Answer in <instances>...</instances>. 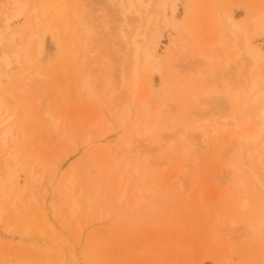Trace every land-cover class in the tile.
<instances>
[{
    "label": "rangeland",
    "instance_id": "obj_1",
    "mask_svg": "<svg viewBox=\"0 0 264 264\" xmlns=\"http://www.w3.org/2000/svg\"><path fill=\"white\" fill-rule=\"evenodd\" d=\"M12 1L0 0L4 37L15 31L20 41L30 31L45 33L42 50L33 40L30 58H19L10 47L8 60H2L1 50L11 44L3 40L0 45V99L15 113L17 126L16 141L4 147L0 139V173L4 157L16 153L20 184L31 170L45 189L39 188L41 211L0 200V264H57L59 257L65 264H264V183L254 176L253 169L263 173L257 158L242 156L246 146L242 153L235 142L225 144L226 135L213 136L208 148L200 149L199 142L204 132L231 122L233 111L239 118L247 113L241 103L233 107L227 93L246 86L251 61H236L229 48V67L223 61L210 66L203 56L211 54L213 38L229 34L217 19L219 12L248 25L256 11L264 10V0H181L177 30L162 24L160 15L161 60L151 73L143 70L132 99L120 18L111 0H23L25 9L17 15ZM253 43L264 50L263 36ZM90 49L93 57L86 52ZM220 52L224 55L223 47ZM210 85L221 93L205 95ZM183 126L191 128L187 139L200 151L193 161L183 154L192 148L179 139ZM125 152L140 159H132L139 161V174L123 175L120 185ZM70 174L75 184L66 182ZM67 185L76 187L82 207L72 222ZM17 208L21 211L14 213ZM43 212L50 224L43 222ZM44 223L65 242L54 245L55 235Z\"/></svg>",
    "mask_w": 264,
    "mask_h": 264
},
{
    "label": "bare ground",
    "instance_id": "obj_2",
    "mask_svg": "<svg viewBox=\"0 0 264 264\" xmlns=\"http://www.w3.org/2000/svg\"><path fill=\"white\" fill-rule=\"evenodd\" d=\"M111 1H112V4L116 7V11L118 12V15L120 18V25L117 26L118 27L117 29H118L119 36L122 38V44L125 47V50L127 51L126 55L128 57L129 62L127 61L126 64L128 63L129 66L126 65V67H128L129 70L126 69V72L128 71L127 74L128 73L130 74V76L128 75V79L130 77L131 79H129L130 80L129 82L132 83L131 87H129V89L127 90V93L129 94V96H131L130 99H132V97H135L137 95L139 89L141 88L140 79L142 78L141 73L144 72L143 70H146L147 72L151 73L152 71H154L158 68L157 64L161 60V56L158 53V47L160 46V43H161L162 38L164 36V32H163L164 30H162V28L159 27L160 15H163L162 16L163 17L162 24H165L167 27H172L175 30H177L179 28V26H178L176 17H177L178 11H179L178 10L179 9V2L181 0H172L171 3H169L171 0H111ZM10 4H12V7H14V9L11 8L12 13H13V11L17 12V13H15V15L19 14L20 11L23 12L24 11L23 9H25L24 7L26 5L25 1H23V0H13L12 3L10 2ZM8 10H10V9H8ZM154 11L157 13L155 14ZM168 12H170V13H168ZM77 13H74V16H79V14H77ZM131 15H134V17ZM37 18H38V24H39L40 23L39 17H37ZM7 19H9L8 21H10L11 18L7 17ZM217 19L219 20V23L222 26H225L227 28V30L229 31V34L225 37L224 35L217 33L219 35L216 38H213L212 42L210 43V48L212 50L211 54H207V55L203 54V56L206 59V62L210 64V66H213V64L223 61V65L226 67H229L230 60H231V55L228 52V48H229L230 51L234 52L233 59H235L236 61H242L243 63L247 60L251 61L250 67L248 70L247 79H246L247 80L246 86L245 87L241 86L238 89H235V90L227 93V96H228L231 104L233 105V107L235 105H238L239 103H241L240 107L242 109H245L247 111V113L244 114V116L242 113V117L239 118L236 116V112L233 111V113L230 114L231 115L230 116L231 122L226 121L224 124H217L213 128V131L211 133L204 132L203 138L202 139L200 138L201 141L199 140V142L201 143L200 149H204V148H206V146L208 148L210 145L214 144L213 140H212L213 136H216V137H221L224 135L228 136L225 144H231V143L235 142L236 145L239 147V149L242 151V153H243L244 146H246V150L244 151L242 156L244 158H248V159H252L253 157L257 158L258 168L260 170H262L263 173L262 172L259 173L258 170L253 169L254 176L260 183L261 182L264 183V69H263L264 50L260 46H257L256 44L253 43L254 39L260 38L262 36L264 37V10L256 11L254 13V15L251 17V19L249 20L248 25L241 24L230 13H228V11H224V10L219 12ZM8 21H6L7 23L5 22L7 30L9 29V22ZM41 24H42V21H41ZM35 25H36V23H35ZM84 25L87 26V24H84ZM39 26H40V24H39ZM39 26L37 27L38 30H40ZM166 26H165V29L167 28ZM4 27H5V25L3 26V28ZM87 27H89V26H87ZM37 28L34 27L33 30H35ZM42 28H44V26ZM35 31H33V32H35ZM44 31H42L43 35L40 34L41 30L39 33H36V34H34L33 32L30 31L29 35L25 39H21L20 41L16 40V36L18 35L17 32L12 31L9 36L4 37V33L6 32V30H5V32L1 31V33H0V45H2L3 40H7L8 43L11 44L6 49L1 50L2 56H3L2 60H4V59L8 60L7 59V57H8L7 52L8 51H5V50H9L10 47H11L10 50H14L13 51L14 54L17 55L19 58H20V56L30 58V56H31L30 53H32L31 49L33 50V47H34L33 46V44H34L33 40L34 39H37L38 49L42 50L44 33H45ZM118 33H116V34H118ZM240 45H241V47H240ZM88 46L91 49H93L90 45H88ZM222 47H223L224 55L220 56V54L223 53V52L219 53V50ZM86 49L89 50V48H86ZM91 49H90V51H86V50L85 51L86 52H93L92 54H90L91 57H93L92 55L94 54V51H96L95 50L96 47L94 48V51ZM126 51H125V53H126ZM216 52H217V54L213 55ZM95 57H97V56H95ZM83 85H85V84H83ZM91 90H93V89H91ZM220 93H221L220 88L218 86H215V85L214 86L210 85L205 90V95L215 96V95L220 94ZM128 94H127V96H128ZM0 98H2V97H0ZM193 98H194V100L198 101V98L196 96H194ZM2 99H0V139H1L2 146L5 147L11 139L16 141V139H17L16 127L17 126L14 123L15 113L12 112L9 108H4ZM141 100H142L143 104L147 105L148 99L146 97L142 98ZM159 108H158V112H160ZM131 112H132V109H131L130 113ZM250 123H254V126L252 129L246 128L244 131H240L243 126L247 127ZM180 130L181 131H179L178 135L181 136V138H179V139H182L181 141H183V140L189 141V144L190 145L192 144L190 147L193 148V146H194L193 145V142H194L193 139H189V138H188L189 140L187 139V133L189 131H191V128L188 126H183L180 128ZM173 135H176V134H173ZM127 144H128V142H127ZM171 144L172 143H168L167 146H169ZM173 144H174V142H173ZM131 146H133V144L130 145L129 147H131ZM170 147H172V146H170ZM186 147H188V146H186ZM192 148H190V150H188V148L186 150L183 148L185 150L183 153L184 156L186 155L185 157H187V155H189V157L192 158L191 161H193V159H196L200 156V151H198L195 148H193L194 149L193 150ZM126 149H125V151H127V152L131 151V150H128L129 148L127 150ZM130 149H133V148H130ZM113 151H116V150L113 149ZM117 151H118V149H117ZM133 151H134V149H133ZM187 151H191L192 153L190 154ZM127 152H125V154ZM119 154H120V152H119ZM132 154L133 153H131V155H129V153L126 154V161L124 162V165L122 167V169H123L122 175L120 176V178L118 180V183L120 185H121V181L123 180V175L131 174V173L135 174V175L139 174V170L137 169V165L139 164V161L138 160H135V161L132 160L136 156V155L134 156V154L133 155ZM6 156L7 157H4V159H3V165H5V169H4L3 173L2 172L0 173V200L8 201V202L10 201L9 204L11 206H14V207H16L18 205L24 206L26 204V205H28V207H26V206H24V207H26V209L28 208L29 212H34L35 210L36 211L40 210L41 208L39 209V207L42 206V204H41V201L39 199V196L41 195L39 188L41 186V190L45 189L44 188L45 186H43V184H42L43 180H41V182H40V180L38 178L39 175L35 176V174H36L35 171H34V173H35L34 174L33 171L31 172V170H30L29 172H27L28 173L27 181L25 182L24 185H21L20 179H19L20 175H19V172L17 171V165L18 164L16 162V160H17L16 153L12 154L11 152H9ZM219 156H220V154H219ZM117 157H116V159H118L117 161L120 164V159ZM136 158H138V157L136 156ZM190 158H188V159H190ZM116 159H115V161H116ZM123 160H124V158H123ZM161 160H163V159H161ZM161 160L160 161L157 160L158 163L162 162V164L165 165L166 164L164 162L165 159L163 161H161ZM168 165H170V164H168ZM231 167L237 172H239L241 170V168L235 164H233ZM33 170H34V168H33ZM176 176L177 177H175L174 180H176V184H178V186H179L178 188L180 189V187L182 186V182L180 181L181 179L178 178V175H176ZM70 177H71V179L69 181H66V182L70 183V185L72 183L75 184L74 181H76V179H75L74 175L70 174ZM174 183H175V181H174ZM11 185H12V187H11ZM138 186H137V189L140 187V186L139 187ZM67 188H68V190L65 193L71 194V200L73 202L72 203L73 205L70 207V209H71L70 210L71 221L69 220L70 222H72V220L75 218V215L77 214V210L82 208L80 205V202L78 200V197H80L79 196L80 193L78 195H74V194H76V193H74V190L76 187L73 188L74 189L73 190L70 188V186L67 185ZM43 191L44 190H42V192ZM136 191H138V190H136ZM78 192H80V191H78ZM181 192H182V190H181ZM81 193H83V192L81 191ZM140 193H138V194H140ZM126 194L127 193L125 190L122 191V195L119 196L120 200H123L125 198ZM81 197H82V194H81ZM88 198H90V197H88ZM90 199H89V201H90ZM142 200H144V199H142ZM39 201H40V203H39ZM139 201H138V204L141 203V200H139ZM120 202H123V201H120ZM39 204H41V205L39 206ZM245 204H244V206H245ZM23 210H24V208H23ZM110 210L107 212L108 215H110L109 214ZM19 211H21V210H19L17 208L14 211V213H16V212L18 213ZM55 212H57V211H55ZM102 212H103V210L101 211V213ZM36 213H39V212H36ZM44 213L45 212L40 213L43 217L42 218L43 222L46 219L47 223L50 224L48 222L47 218L45 217L46 215ZM107 214H106V216H108ZM55 215H57V214H55ZM34 217H37V216H34ZM67 219H68V217H67ZM46 221H45V223H46ZM64 222H65V219L62 222V224H65ZM232 222L235 224L236 220L233 219ZM45 223L43 225H45ZM77 225H78V223H77ZM46 226H47V228H46ZM63 226H65V225H63ZM42 227H44V226H42ZM247 227L253 233L255 232L256 227L253 224H249V226H247ZM44 228H46V230L48 229L51 232L55 231V230H53L55 228V227H53V225H47L46 224ZM8 229H10V228H8ZM40 231H42V230H40ZM44 232H46V231H43L42 235L44 234ZM25 233H27V232H25ZM55 233H56V231H55ZM52 234H53V232H52ZM53 236L54 237L52 240L56 239L55 241H57L60 238V236L57 237L56 234H53ZM62 238H63V236H62ZM63 240H64V238H63ZM58 241L61 243L65 242V241H60V240H58ZM58 241L57 242L52 241V242L54 243V245L55 244L59 245L60 243ZM59 253L61 254V251L57 253L58 255L57 254L56 255L59 256ZM57 256H56V258H57ZM61 258L59 257V259H61ZM59 259H58L57 264H65L62 261L60 262ZM62 260H63V258H62Z\"/></svg>",
    "mask_w": 264,
    "mask_h": 264
}]
</instances>
